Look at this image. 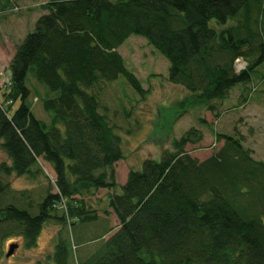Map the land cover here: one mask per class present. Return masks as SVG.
I'll return each instance as SVG.
<instances>
[{
    "label": "trees",
    "instance_id": "obj_1",
    "mask_svg": "<svg viewBox=\"0 0 264 264\" xmlns=\"http://www.w3.org/2000/svg\"><path fill=\"white\" fill-rule=\"evenodd\" d=\"M40 10L8 62L0 147L10 165L0 164V172L36 177L41 160L54 181L37 213L0 208V242L16 233L31 248L46 221L96 220L81 197L102 189L117 229L94 254L74 261L67 234L57 233L52 264H264V162L253 159L241 137L214 133L221 145L199 161L185 150L203 138L191 128L158 160L145 158L129 170L116 191L111 167L123 158L121 139L90 92L121 76L145 94L117 52L136 35L168 61V82L214 114L216 102L247 86L264 61V0H48ZM238 58L246 68L236 73ZM27 74L46 87L48 123L24 105ZM60 204L62 215L52 214Z\"/></svg>",
    "mask_w": 264,
    "mask_h": 264
},
{
    "label": "rangeland",
    "instance_id": "obj_2",
    "mask_svg": "<svg viewBox=\"0 0 264 264\" xmlns=\"http://www.w3.org/2000/svg\"><path fill=\"white\" fill-rule=\"evenodd\" d=\"M47 1L0 0V70L4 71L0 77V102L9 80L8 55L11 56L14 47L33 30L36 19L43 13L40 5ZM117 52L125 67L146 92L139 95L121 76L90 90L96 93L99 111L107 117L121 139L123 158L111 167L117 184L116 191H119L118 187L125 181L129 170H139L145 158L158 160L164 150H172L174 139L191 128L200 131L203 138L201 142L186 146L185 150L199 161L221 145L214 139V133H223L241 137L243 146L250 150L253 159L264 162V61L252 72L251 82L247 86L233 87L224 102H216L219 110L212 114L194 100L188 101L186 90L168 82V61L143 37L129 36L117 48ZM233 67L238 73L246 68V61L238 58ZM24 83L30 90L24 105L36 119L48 123L51 114L42 109L46 87L33 80L30 74H27ZM251 87L253 93L244 102L241 95L249 92ZM19 105V100L14 101L7 115L12 114ZM60 129L63 131V128ZM2 163L10 165L6 153L0 147ZM48 166L38 160L37 167L43 172L36 177L16 176L13 173L4 175L0 172V181L4 186L0 195V208L14 205L31 214L37 213V205L54 181ZM52 192H55L54 188ZM92 192L93 195H89ZM92 192L81 198L86 208L91 206V209L96 210V220L79 222L71 219L64 225L54 220L46 221L35 246L31 248L16 233H11L0 242V264H52L48 256L59 232L63 236L67 234L73 261L94 254L117 229L118 223L106 206L109 191L99 189ZM57 207L52 214L61 216L64 205ZM9 243H16L19 248L15 250V255L7 259L5 253Z\"/></svg>",
    "mask_w": 264,
    "mask_h": 264
},
{
    "label": "water",
    "instance_id": "obj_3",
    "mask_svg": "<svg viewBox=\"0 0 264 264\" xmlns=\"http://www.w3.org/2000/svg\"><path fill=\"white\" fill-rule=\"evenodd\" d=\"M16 248H17V244L16 243L9 244L8 249H7L6 253H5V257L7 258L10 255H12Z\"/></svg>",
    "mask_w": 264,
    "mask_h": 264
},
{
    "label": "built area",
    "instance_id": "obj_4",
    "mask_svg": "<svg viewBox=\"0 0 264 264\" xmlns=\"http://www.w3.org/2000/svg\"><path fill=\"white\" fill-rule=\"evenodd\" d=\"M2 74H3V71L0 70V77L2 76ZM5 104H6V105H7V104H10V101H7ZM0 108H2V104H1V103H0Z\"/></svg>",
    "mask_w": 264,
    "mask_h": 264
},
{
    "label": "flooded vegetation",
    "instance_id": "obj_5",
    "mask_svg": "<svg viewBox=\"0 0 264 264\" xmlns=\"http://www.w3.org/2000/svg\"><path fill=\"white\" fill-rule=\"evenodd\" d=\"M9 244H11V243H9ZM18 248H19V246L17 245V248L15 250H17ZM13 255H15V251H14V253L12 255H10L9 257H7V259H9L10 257H12Z\"/></svg>",
    "mask_w": 264,
    "mask_h": 264
},
{
    "label": "crops",
    "instance_id": "obj_6",
    "mask_svg": "<svg viewBox=\"0 0 264 264\" xmlns=\"http://www.w3.org/2000/svg\"><path fill=\"white\" fill-rule=\"evenodd\" d=\"M8 58L10 59V56L8 55ZM9 59H8V61H9ZM7 66H8V62H7Z\"/></svg>",
    "mask_w": 264,
    "mask_h": 264
}]
</instances>
